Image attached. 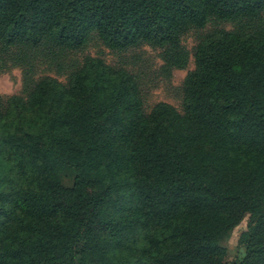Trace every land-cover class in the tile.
<instances>
[{"label": "trees", "instance_id": "obj_1", "mask_svg": "<svg viewBox=\"0 0 264 264\" xmlns=\"http://www.w3.org/2000/svg\"><path fill=\"white\" fill-rule=\"evenodd\" d=\"M264 0H0V43H146L182 67L181 36ZM182 111L147 113L125 69L86 56L0 98V264H264V30L203 34ZM245 215L242 255L222 241Z\"/></svg>", "mask_w": 264, "mask_h": 264}, {"label": "rangeland", "instance_id": "obj_2", "mask_svg": "<svg viewBox=\"0 0 264 264\" xmlns=\"http://www.w3.org/2000/svg\"><path fill=\"white\" fill-rule=\"evenodd\" d=\"M253 27L264 30V10L252 18L226 20L212 17L203 27H189L181 36L186 53L182 67L167 62L164 48L141 43L127 49H114L105 45L96 33H91L77 49L53 46L45 41L35 47L0 43V98L5 101L14 94L26 97L33 85L45 76L67 83L70 74L82 65L84 58L93 56L134 76L145 112L148 113L160 101L182 111L184 78L187 71L194 68V50L200 37L215 29L237 31ZM248 221L249 215H245L222 241L228 259L242 255L238 239Z\"/></svg>", "mask_w": 264, "mask_h": 264}]
</instances>
